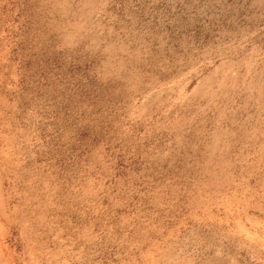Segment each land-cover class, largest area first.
Wrapping results in <instances>:
<instances>
[{"label":"rangeland","instance_id":"rangeland-1","mask_svg":"<svg viewBox=\"0 0 264 264\" xmlns=\"http://www.w3.org/2000/svg\"><path fill=\"white\" fill-rule=\"evenodd\" d=\"M0 264H264V0H0Z\"/></svg>","mask_w":264,"mask_h":264}]
</instances>
